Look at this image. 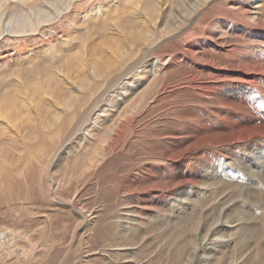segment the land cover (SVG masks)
I'll return each mask as SVG.
<instances>
[{"label": "bare ground", "instance_id": "bare-ground-1", "mask_svg": "<svg viewBox=\"0 0 264 264\" xmlns=\"http://www.w3.org/2000/svg\"><path fill=\"white\" fill-rule=\"evenodd\" d=\"M103 1L0 0V264H264V0Z\"/></svg>", "mask_w": 264, "mask_h": 264}, {"label": "rangeland", "instance_id": "rangeland-1", "mask_svg": "<svg viewBox=\"0 0 264 264\" xmlns=\"http://www.w3.org/2000/svg\"><path fill=\"white\" fill-rule=\"evenodd\" d=\"M129 4H130V0H106V1H103V3H101V5L98 8L95 7V8L88 10V13H87V18H88L87 21L88 22L86 21V19L85 20L82 19L80 21V22H82V25L87 26L86 24H88L89 22H92V23L95 22L97 24L103 25L102 31L98 32L101 34L100 37H98L99 35H97L94 38V41L92 44L93 46H97L100 48V45L103 42L102 39L104 38V35H108V32H109L108 28L110 27V24H107V23H112L114 20L113 19L114 15L120 13V11L124 12V11L128 10V9H126V7H127L126 5H129ZM106 28H107V30H106ZM216 157H218V156H216Z\"/></svg>", "mask_w": 264, "mask_h": 264}]
</instances>
